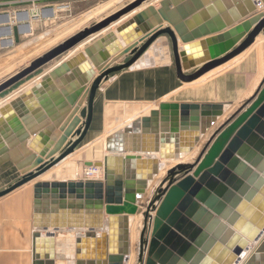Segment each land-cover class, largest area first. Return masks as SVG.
<instances>
[{
	"label": "water",
	"instance_id": "obj_1",
	"mask_svg": "<svg viewBox=\"0 0 264 264\" xmlns=\"http://www.w3.org/2000/svg\"><path fill=\"white\" fill-rule=\"evenodd\" d=\"M150 1L132 0L0 84L2 96L59 61L40 84L0 106V168L13 162L20 172L0 200L33 184L34 264H56L57 234L66 230L77 234L72 264H264V78L239 106L162 102L134 118L151 105L111 104L106 155L85 163L102 169L103 179L39 180L85 142L102 85L154 45L170 50L178 80L193 84L264 39V0L214 29L194 28L202 20L185 0H161L158 8ZM33 96L43 111L26 108ZM124 108L130 118L116 124L112 117L122 121Z\"/></svg>",
	"mask_w": 264,
	"mask_h": 264
},
{
	"label": "crops",
	"instance_id": "obj_2",
	"mask_svg": "<svg viewBox=\"0 0 264 264\" xmlns=\"http://www.w3.org/2000/svg\"><path fill=\"white\" fill-rule=\"evenodd\" d=\"M118 1L120 2L121 0ZM254 1L255 0H185L183 4H188L186 5L187 9H192L194 15H199L202 20L200 25L195 26L194 28H200L201 26H206L209 23H212L211 28L214 29L219 28V22H221L222 25L232 22L235 23L236 18L240 15L242 16L250 12ZM94 3L95 0H0V30L2 37L0 44V84L28 67L32 61L57 46L55 45L57 41L64 37L63 30L68 27L72 28L74 23L76 25L79 19V14H88L93 8ZM158 3L159 1L155 2V0H153L150 5H154L158 8ZM116 7L117 6L114 3L110 4L107 8L113 10V8L115 9ZM211 7L214 8L213 12L209 9ZM130 16L124 20L130 18ZM120 24L122 23H119L118 26ZM116 27L117 25H114L108 29V31H103L100 36L96 35L98 37L88 39L80 45L78 49L67 55L64 58V61H67L79 52H82L87 46L108 32L115 30ZM14 28L18 30V43L15 41L13 32ZM77 32L79 31L72 34H65L66 36L64 40H67ZM64 40L60 41V43ZM118 43L121 44L122 40L119 39ZM263 45L264 39H258L256 44L246 53L236 58L231 63H228L206 75L205 77L207 78L203 77L193 84L181 83L177 78L170 50H167L166 52L163 50L162 46L154 45V47L150 49V51H148V53L144 55L134 67L114 75L108 82L102 85L96 100L94 123L85 142L72 157L39 180H48L50 176L54 174L57 175L56 179L58 181L78 180L76 178L78 175L77 169L79 167L77 164L70 161L73 157H76V155L81 154L84 151L86 152V149L88 148L87 144L96 143V141L101 142V150H103L104 142L108 137V134L106 133V112L108 106L111 104L158 105L162 102L238 103L240 100V92L242 91L244 95V91L247 89V85H244L241 88L242 90H240L238 71L227 77V82L230 81L232 87L229 89V98L227 93V99L225 101L191 100L189 97L185 96L183 92L199 84L213 81L216 77L218 78V76L228 72L234 63L248 59V53L252 49H261V46ZM11 56H13L11 62L10 60L7 61L6 59ZM84 61L85 64L88 62V59H85ZM58 63L59 61L52 63L47 68L41 70L34 76L28 78L4 95L0 96V106L9 104L24 91L40 84L43 77L49 74ZM232 78H234L233 81ZM54 86L60 93L61 91L59 88L55 84L52 87ZM52 91L53 89H51V92ZM41 94H48L45 88L42 90ZM25 105L30 111L36 109H41V111H43L40 101L36 96L29 99ZM52 106L59 110V107L56 104ZM151 110H153V108L134 118L144 116ZM35 121L37 122L36 119ZM5 122L7 123V120ZM113 132L114 130L110 132V134ZM99 152L100 150L94 153L97 154ZM14 157L20 160L19 158L21 156L19 153L16 155L14 153ZM21 158L24 160L25 157L22 156ZM87 162L91 161H85L83 165L84 168L85 163ZM67 167L69 168L68 170H66ZM65 171L67 172V175L65 174ZM19 177L20 172L18 171L16 164L13 162L5 164L0 168V191L6 189ZM34 210L33 184L27 185L0 200V264H34ZM83 220H87L85 219V215ZM66 234L76 236V233L70 230L57 234L56 264H72L71 260H73V257L67 255V250H72V256H74V244L73 246L69 244V247H66L65 251L63 250L67 258L61 256L62 259H60V255L62 254L59 249V238H62V236H65ZM59 235H61V237H59Z\"/></svg>",
	"mask_w": 264,
	"mask_h": 264
},
{
	"label": "rangeland",
	"instance_id": "obj_3",
	"mask_svg": "<svg viewBox=\"0 0 264 264\" xmlns=\"http://www.w3.org/2000/svg\"><path fill=\"white\" fill-rule=\"evenodd\" d=\"M111 1H113V0H95L94 6L89 11V13L88 14H79L78 20L85 18L91 12H93L95 9H97L98 7L103 5L104 3L111 2ZM131 1L132 0H121L118 3V5H116L117 7L115 9L113 8V12H111L112 11L111 10L110 13H107L102 17L96 18L95 21L93 20V22L88 23L85 27H88V26L102 20L103 18L111 15V13L113 14L114 12L118 11L122 7L129 4ZM85 27L80 26L78 31L83 30ZM64 38L65 37H62L59 41H57V43L55 45H58V43H60V41L64 40ZM248 54H249L248 59H246L244 61L241 60L239 62L234 63V65L231 67V69L228 72L218 76V78L216 77V79H213V81H208V83H202V84H199L193 88L187 89L185 92H183V94L185 96L189 97L191 100L192 99H199L201 101H206V100L207 101L208 100H216L219 102L225 101L227 99V93H228V98H229V93H230L229 89L232 87L230 81L227 82V77L230 76L231 74H233L234 72L236 73L238 71L240 90H242L241 88L244 85H247V89H245L244 95H243L242 91L240 92L239 102L234 103L233 105L236 106L238 104L245 102L247 99H249L254 94V92L258 88L259 84L261 83L262 79L264 78V50H263V46H261V49L260 48L259 49H252ZM205 78H207V77H205ZM233 80H234V78H232V81ZM156 107H157V104H152L146 110L143 109L142 112H140V114H144L145 112H147V110H150L152 108L154 109ZM121 114H123L124 117L121 118L122 121H120V122L117 119H115L114 117H112V119L114 120V122L116 124L117 123H123V122L126 123V121L130 118V117H125L127 114L125 108L121 111ZM119 127L121 128V127H123V125L119 126ZM107 136H109V134ZM87 146H88V148L86 149V152L84 151L85 153L83 152L81 154L76 155V157H73L70 161L72 163L77 164V166L79 167L77 169L78 170V173H77L78 174L77 175L78 180L79 179L85 180V178H84V171L85 170H84V166H83L85 161H91V162L102 161L104 156L106 155L105 142H104L103 150H101L102 149L101 142H98V141H96V143L94 142V143L87 144ZM98 149L100 150V152L95 154L94 152L99 151ZM68 169L69 168L67 167L66 170H68ZM71 170H72V168H71ZM65 174L67 175L66 171H65ZM64 178H66V177H64ZM59 237H61V235H59ZM71 237H73V236L66 234L65 236H62V238H59V240H60V243H59L60 248L59 249H60V253L62 254V255H60V259H62L61 256L63 258H67L64 251H65L66 247H69V244L72 245L73 242H71V240L73 238H71Z\"/></svg>",
	"mask_w": 264,
	"mask_h": 264
},
{
	"label": "bare ground",
	"instance_id": "obj_4",
	"mask_svg": "<svg viewBox=\"0 0 264 264\" xmlns=\"http://www.w3.org/2000/svg\"><path fill=\"white\" fill-rule=\"evenodd\" d=\"M151 1H153V0H151ZM151 1L148 3V4H150L151 3ZM159 1V3H160V1L161 0H155V2H158ZM116 4V5H118V3H119V1L118 0H113L112 2H107V3H104L103 5H101L100 7H98L97 9H95L93 12H91L88 16H86L85 18H82V19H80V20H78L79 22H77V24L75 25V23L73 24V27L72 28H65L64 30H63V33H64V37L66 36L65 34H72L73 32H76V31H78L79 30V28H80V26L81 27H85L88 23H90V22H93V20L95 21L96 20V18H99V17H102V16H104L105 14H107V13H110V11H111V9L110 8H107L110 4ZM158 3V4H159ZM147 4V5H148ZM118 10V9H117ZM111 12H113V10L111 11ZM112 14V13H111ZM13 58V56H11V57H8V59H6L7 61H9L10 60V62H11V59ZM236 105V104H235ZM237 106H239V104L237 105ZM231 110L232 109H227V110H225L224 111V115L222 116V117H220V115L219 114H217L216 116H214V120H216L215 122H221L222 120H224L226 117H228V115H229V113L231 112ZM69 159V158H68ZM67 161V160H66ZM62 164V163H61ZM172 164H174V162L172 163L171 162V165ZM56 168V167H55ZM95 169L96 168H94V167H91V168H84V170L87 172V171H95ZM162 169L163 170H166V167L165 166H162ZM52 171V170H51ZM85 172V173H86ZM42 178V177H41ZM40 178V179H41ZM52 178H57V175L56 174H54V175H52V176H50V178L48 179V180H51ZM77 179V178H76ZM153 191H154V186H153V188H151L149 191H148V194H147V196H146V201L143 203L144 204V206L146 205V203L149 201V199L151 198V196H152V194H153ZM77 235V234H76ZM69 237V236H68ZM75 239H76V236H73V239H72V246H73V244H74V246H75ZM68 251V252H67ZM66 252H67V255L68 256H71V257H73L72 256V254H73V252H72V250H67ZM75 252V251H74ZM75 254V253H74ZM72 261V260H71Z\"/></svg>",
	"mask_w": 264,
	"mask_h": 264
},
{
	"label": "built area",
	"instance_id": "obj_5",
	"mask_svg": "<svg viewBox=\"0 0 264 264\" xmlns=\"http://www.w3.org/2000/svg\"><path fill=\"white\" fill-rule=\"evenodd\" d=\"M1 41H2V37H1V30H0V44H1ZM94 168H96L95 171H91V170L87 172L84 171L85 180H102L103 179V175H104L103 170L97 167H94Z\"/></svg>",
	"mask_w": 264,
	"mask_h": 264
}]
</instances>
